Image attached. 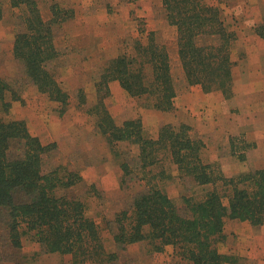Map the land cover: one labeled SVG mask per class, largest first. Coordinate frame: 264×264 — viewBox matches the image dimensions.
<instances>
[{
	"label": "trees",
	"instance_id": "trees-1",
	"mask_svg": "<svg viewBox=\"0 0 264 264\" xmlns=\"http://www.w3.org/2000/svg\"><path fill=\"white\" fill-rule=\"evenodd\" d=\"M9 2L19 10L12 53L22 76L65 112L70 94L56 66L49 63L61 56L54 26L71 18L74 9L56 3L51 6L52 16L46 18L39 0ZM223 3L162 0L166 21L177 28L182 75L173 73L166 42L143 27L139 34L145 41L139 36L133 41V53L107 59L95 82L97 100L88 110L95 111V128L111 147L123 141L139 146L138 171L126 160L120 166L125 178L141 180L143 187L128 207L104 221L115 250L107 249L101 226L87 214L86 203L60 192L76 185L81 175L61 163L49 167L57 143H43L23 120L0 118V223L8 229L12 246L21 248L22 238L28 236L40 253L69 254L78 264H117L122 261L120 251L144 243L148 252L170 249L176 264H225L231 257L221 249L227 238L226 220L264 224V168L251 165L246 173L227 176L217 162L206 160L207 145L193 134L190 124L164 123L157 136L150 137L140 118L117 124L104 103L114 80L143 107L159 111H174L177 95L195 85L205 93L232 96L237 34L226 23ZM8 92L11 100L19 99L9 80L0 76V107L5 112L12 105L6 100ZM172 178L184 184L181 203L162 185Z\"/></svg>",
	"mask_w": 264,
	"mask_h": 264
},
{
	"label": "rangeland",
	"instance_id": "rangeland-1",
	"mask_svg": "<svg viewBox=\"0 0 264 264\" xmlns=\"http://www.w3.org/2000/svg\"><path fill=\"white\" fill-rule=\"evenodd\" d=\"M39 2L46 18L52 16L51 6L56 3L62 8L74 9L71 18L54 26L61 56L49 63L56 66L59 80L70 94L69 105L61 112L58 102L37 91L22 76L12 53L15 15L19 10L13 8L9 0H0V76L9 80L19 96L11 100V93L6 94V100H11L12 105L7 112L0 107V118L23 120L43 143H57L49 167L61 163L81 175L76 185L60 192L79 197L86 203L87 214L101 226L107 249L115 250L104 221L112 220L118 211L128 207L133 195L143 187L141 180L125 178L120 166L126 160L138 171L139 146L123 141L111 147L95 128V111H88L97 100L95 82L107 59L118 53L134 52L133 41L143 37L139 34L143 27L154 30L157 40L166 42L173 73L182 75L176 49L177 28L166 21L162 0ZM221 6L226 23L237 34L232 48L236 62L232 75L233 87L238 92L201 102L192 91V98L185 94L175 99L181 108L159 111L143 107L139 100L112 81L104 103L117 124L140 118L145 135L150 137H156L164 123L191 125L195 120L190 114L200 116L202 133H197L195 128L192 132L205 141L206 160L217 162L225 175L236 176L248 172L251 165L264 168V37L259 34V27L264 33V0H225ZM231 137H234L233 147ZM241 155L244 160L240 159ZM171 171L176 174L175 167ZM162 185L181 203L184 184L178 178L165 180ZM225 232L227 238L221 249L231 255L230 262L225 264H264V224L253 226L246 220L227 219ZM120 256L124 264H176L170 249L148 252L144 243L129 245L120 251ZM0 264L78 263H74L69 254L40 253L39 245L28 236L22 238L21 248L12 246L8 229L0 223Z\"/></svg>",
	"mask_w": 264,
	"mask_h": 264
},
{
	"label": "crops",
	"instance_id": "crops-1",
	"mask_svg": "<svg viewBox=\"0 0 264 264\" xmlns=\"http://www.w3.org/2000/svg\"><path fill=\"white\" fill-rule=\"evenodd\" d=\"M260 79H262V78H260ZM114 83H118L119 84V82L118 81H116V80H114L113 81V85H114ZM120 85V84H119ZM246 85H248L246 82L244 83V86L246 87ZM250 86H252V83L251 84H249ZM111 87H112V84H111ZM235 87H236V81H235ZM246 90H247V88H246ZM250 90H251V87H250ZM125 91V90H124ZM195 91L196 93H197V97H198V99L201 101V102H207V100L209 101L211 98H213V97H219V95H223V94H221L220 92H218V91H212V92H209V93H205V92H203L202 91V89H201V87L200 86H198V85H195V86H191V88L189 89V90H187L185 93H183V94H179V95H177V97L176 98H178V97H180V96H184L185 94V97L188 95V96H190V98H192V96H193V92ZM233 91H234V93H236L235 91H237L238 92V89L236 90V88H234L233 87ZM236 95V94H235ZM236 97V96H235ZM175 98V99H176ZM175 103V108H181V105H180V103H176V102H174ZM193 118H194V120H195V123L193 122L192 124H191V126H193L196 130H197V133H199V134H201L202 133V131H201V127L203 126V122H202V119H201V117L200 116H195V115H193V114H190ZM187 123V122H186ZM190 124V123H189Z\"/></svg>",
	"mask_w": 264,
	"mask_h": 264
}]
</instances>
